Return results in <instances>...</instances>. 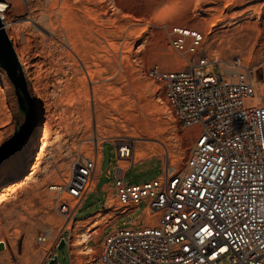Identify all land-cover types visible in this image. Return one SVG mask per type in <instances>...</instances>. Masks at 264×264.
<instances>
[{"label":"rangeland","instance_id":"1","mask_svg":"<svg viewBox=\"0 0 264 264\" xmlns=\"http://www.w3.org/2000/svg\"><path fill=\"white\" fill-rule=\"evenodd\" d=\"M15 1H21L22 7L10 4L13 10L6 12L1 20L4 27L6 23L11 24L4 31L12 45L20 39L16 54L28 83L36 127L28 142L0 166V171L5 168L10 171L0 178V244H5L0 250V264H45L50 253L57 254L58 261L67 264L71 258L69 248L74 264L95 263L100 251L86 248L87 241L102 233L114 219L112 216L119 214L102 213L93 221L72 223L70 230L65 229V236L71 235L70 245L66 243L59 250L61 241L57 243V239L64 231L66 220L55 209L49 186L62 183L69 176L71 163L80 153L93 158L97 139L100 147L104 145L99 186L114 183L118 169L114 143L118 141L131 143L135 147L134 156L145 154L138 161L134 159L135 164L120 163L127 169L132 166L126 175L131 184L155 179L162 174L163 166L184 168L195 134L191 128L181 126L162 84L148 75L149 69L159 65L171 71L187 66L168 39L171 27H187L205 36L200 55L210 61H221L224 67L237 64L249 69L257 94L264 93V0H105L108 14L103 13L100 22L106 26L119 24L126 28L127 35L122 36L113 26L110 36L113 46L99 38L98 49L92 53L94 58L86 59L87 63L79 59L77 68L64 66L65 75H58L56 68L49 65L46 49L49 38L59 45L61 42L48 32L46 36L40 33L41 26L35 21L42 12L41 3ZM164 8L171 11L161 15ZM23 58L30 65L35 64L30 67L31 75H26ZM86 66L99 74L90 78ZM201 70L204 74H214L218 69L211 64ZM121 74L124 79L120 78ZM68 81L75 84L67 85ZM96 85L101 89L103 86V89L114 88L108 92L118 107L117 113L113 112L115 118L97 120L92 94ZM71 87L78 89L74 91ZM83 87L90 91L92 122L90 125L81 122L78 129L69 128L68 123L78 117L76 109L84 99ZM26 122L27 114L20 110L15 85L0 67V146L14 134L17 126L22 127ZM102 201L101 194L92 193L76 218L102 207ZM145 208L142 202L134 212L121 216L107 230L108 234L114 229L135 226ZM42 234L48 237L44 243L38 241ZM76 235L81 238L76 239ZM77 242H81L78 248L73 246Z\"/></svg>","mask_w":264,"mask_h":264},{"label":"built area","instance_id":"2","mask_svg":"<svg viewBox=\"0 0 264 264\" xmlns=\"http://www.w3.org/2000/svg\"><path fill=\"white\" fill-rule=\"evenodd\" d=\"M171 31L175 50L201 49L200 31ZM204 61L187 71L150 74L163 82L179 119L196 127L194 144L185 168L163 166L153 180L130 184L123 169L116 172L118 203L128 208L145 202L157 224L109 233L102 264H264V94L256 100L249 69L226 73L215 61L219 75H207L198 69ZM118 150L119 158L129 157L127 148ZM96 166V158L80 154L69 176L49 186L67 230L76 220L73 208L92 191Z\"/></svg>","mask_w":264,"mask_h":264},{"label":"bare ground","instance_id":"3","mask_svg":"<svg viewBox=\"0 0 264 264\" xmlns=\"http://www.w3.org/2000/svg\"><path fill=\"white\" fill-rule=\"evenodd\" d=\"M37 1L39 3H41V5H42V12L40 13V16H38L37 21H35V22L39 23V25L41 26V29H39L40 33L42 32V34L44 36H46V32H48L51 36L56 37L61 42V45H59L58 41L57 42L54 41V39L49 36L50 38H49L48 48H46V49H48L49 65L52 68H56V72H58V75H59V73L64 74V70H63V67L64 66L65 67H68L70 69H72L74 67L77 68L78 67V63H79L78 62L79 59H82V60H85V61L88 58L89 59L90 58L93 59L94 57L92 56V53L97 48L96 47V43L100 41L99 38H102L103 40H105L109 44V46L112 47L113 44L111 43L112 41L110 40V36L113 33V31H112V27L113 26L115 27V29L117 28V29L120 30L122 36L126 33V28L120 27L119 24H118L119 27L117 25H114V24L107 25L106 26V25H104V23H101L100 22L101 15L103 13L106 14V15L108 14V9L105 8V6H104V4H105L104 1L105 0H101V1H96V0H37ZM10 4L13 5V7H17L19 9L23 5L21 1L16 2L15 0H0V30H2V29L4 30V28L6 30L11 25L9 23H6V26L4 27L3 26V22L1 20V17H3L6 12H11L13 10L11 8L12 6H10ZM107 20H109V19H107ZM173 27H171V29H169V31H168L169 44H170V35H171V32H172L171 30H172ZM189 29H191V28H189ZM125 35H127V34H125ZM203 36H204V34H203ZM204 42H205V36H204ZM204 42H203V44H204ZM97 44L99 45V43H97ZM203 44H202V46H203ZM18 45H21L19 38H18V40H15L14 41V45H13L14 50H15V52L17 54H18V49H19L18 48ZM202 46H201V48H202ZM106 50L108 51V49H106ZM200 50L201 49H198V51H196V52H189L187 50H186V52H181V51H178V50H176V51L179 54V56L183 60H185V62L187 63V66L190 65V64H193V63L202 64L201 61L202 60H205L204 61V64L202 66H199L198 67V69L201 72H202L201 67H204V66H207V65L215 64L216 67H217V64L215 63V61H218V60L210 61L207 56L200 55ZM21 53H22V56L24 57L23 52H21ZM122 59H124V57H122ZM125 59H126V57H125ZM23 60H24V65L27 67L26 68V75L27 76L28 75H31L30 72H29L30 71V67L34 66L35 64H31L30 65V63L26 62L25 58H23ZM45 60H46V58H45ZM109 62H110V60H109ZM86 63H87V61H86ZM219 63L221 64L222 70L225 71L226 73H235L236 71H243L242 68L239 67L237 64H236V66H231L230 64H228L227 66L224 67L222 65L223 63H221V61H219ZM96 65H98V64H96ZM186 67L185 68H182V69H179V70H173V71H180V70L187 71L186 70ZM217 69H218L217 70V73L207 74V75L218 76L219 75V68L217 67ZM153 70H161V71H166V70L161 69L159 67V65H154L151 69H149V72H148V75L151 78H153L154 80L159 81L162 84V86H163V92L165 94L163 82L160 81V79L157 78L156 76H153V75L151 76L150 75ZM77 71H79V70H77ZM87 71H88V74H89V77L90 78L92 76H94L95 74H97V72H98V71L92 70V68H90V67H87ZM98 74H99V72H98ZM123 76L124 75L121 74L120 75V78L121 79H124L125 77H123ZM84 77H86V76H84ZM232 77H234V76H232ZM251 77H252V75H251ZM78 78H80V77H78ZM75 80L81 82L82 79L81 80H78L76 78ZM69 81L67 82V85H71V84L74 85L75 84L74 82L71 83V84H68ZM86 81H87V77H86ZM80 82L79 83L76 82L77 85H80L82 83V82L81 83ZM108 84H107V86H108ZM252 84L254 86L253 79H252ZM103 87L101 89L99 86L96 85V86H94V89L92 88L93 89L92 90V94H93V98H94V105H95V111H96L95 114H96L97 120H99V121L100 120L102 121L103 119H106V118H113L114 117L113 116V112L117 113V111H118L117 105L111 100L112 99L111 96H110L111 95L110 94L111 92L110 93L108 92L110 90H113L114 88L111 87L112 89H110V88L109 89H103ZM254 88H255V86H254ZM69 89H70V87H69ZM72 89L74 90V87ZM76 89H78V88H75L74 91H76ZM83 89H85V88L83 87L81 89V91ZM67 90H68V88H67ZM83 91H82V93H83ZM78 92L79 91H77L76 93H78ZM255 92H256V88H255ZM68 93H70V92L68 91ZM78 94H79V96L81 95L80 93H78ZM262 94H264V93L257 94V92H256V95H257L256 100H258V97L260 98L262 96ZM74 96L76 97L75 94H74ZM75 97H73V98H75ZM165 97L168 100V97H167L166 94H165ZM83 98L84 99L81 100V103L83 101L84 102L82 104L80 103V105L76 109L77 110L76 113H77L78 117H76L73 121H71L70 123H68V125H69L68 127L69 128L78 129V127L80 126V123L81 122H84L85 125H90L91 122H92V113H93L92 112V107H91L92 106L91 105V101L92 100L90 101V91L87 88L85 89V91L83 93ZM169 103H170V101H169ZM170 105L172 106L171 103H170ZM166 108H167L166 110H169L170 111V107H168L166 105ZM172 108H173V106H172ZM173 112L175 114V117L177 118V120L181 124V126H183L185 128H191L193 130V132H194V130L196 129V127L186 126L179 119V117L176 115V112H175V109L174 108H173ZM71 114H72V112H71ZM114 144L116 146V150H118L119 147H124V148H127V152L129 153V157L128 156H124V157H128L127 159H121V158H119V156L117 154V157H118V160H117V167H118L117 172H118L119 169H123L124 175L126 176L127 175V168L124 167V166H121L120 163H132L134 159H136V161H138V160L144 158L145 157V154L139 153V154H136V156H134V154H135V147L131 143H128V142L118 141V142H116ZM95 145L96 146H95V152H94L93 158L92 157H88V156L84 155L83 153H80V154H83L84 156H86L88 158H91V159L96 158V161H97V166H96V170H95V176H96V178H95V180H94V182L92 184V191L95 189L96 184L98 182V179L100 177V174H99L100 172L99 171H100V164H101V161H102V147H100V142H98V139H97V141H95ZM160 151H162V150L160 149ZM118 152H120V150H118ZM124 153L126 154V150H124ZM122 165H124V164H122ZM171 168H173L174 170H180L178 168H175L174 165ZM9 172H10L9 171V168L3 169L2 171H0V178H2L3 176H5ZM126 181H127V179H126ZM50 192H52V191H50ZM113 192H114V188H113ZM114 194H115V192H114ZM88 195H89V193L87 194V196ZM87 196L84 197V199L80 202V204L76 208H73L74 210L77 209L75 211L76 212L75 218H76L79 210L81 209V207L85 203V201L87 199ZM52 197L54 199V206H55V209H56L57 206H56L55 192H53ZM116 201H117V198H116ZM113 202H114V200H113ZM141 203L142 202H140L138 204H131L130 207H128V208L127 207H122L121 204L118 203V201H117L116 204L115 203H112V201H110L108 204H109V206H114V212H116L115 214L127 215V214H130L132 212V210H134V208L136 206L140 205ZM57 212L61 216L64 217V215H63L62 212H60L58 210H57ZM155 212H153L151 210V208L148 209L147 208V205H146L145 212H144V215H143V218H142L141 222H138L135 226L130 227V228L140 227V226L145 225V224H146V226H155L157 224L156 218L154 217ZM101 214L102 213H98V214L92 216L91 218H89L86 221H93L95 218L100 217ZM157 214H158V212H157ZM65 220H66V218H65ZM66 222H67V220H66ZM72 223H75V221L71 222V224ZM66 227L67 226L65 224L64 231H65V228ZM68 227H70V226H68ZM81 230H79V231H81ZM95 233H96V231H95ZM42 235L46 237V240L44 241V242H46L47 241V238H48L47 235H44V234H42ZM93 237H95V236H93ZM75 238L76 239H80L81 236L80 235H76ZM63 240H65V238H64L63 233H62V235H60L58 237L57 243H59L60 241L62 242ZM104 240H103V242H104ZM103 242L101 244V250H100L99 256L96 259L94 258L95 259L94 260L95 263H93L92 261H90L88 264H102V262H101L102 261L101 254H102V245H103ZM80 245H81V242H77L73 246H75L76 248H78ZM50 259H51V253H50V255H48V258H47L45 264H47ZM57 262H58V260H57ZM226 264H227V262H226Z\"/></svg>","mask_w":264,"mask_h":264},{"label":"water","instance_id":"4","mask_svg":"<svg viewBox=\"0 0 264 264\" xmlns=\"http://www.w3.org/2000/svg\"><path fill=\"white\" fill-rule=\"evenodd\" d=\"M0 67L6 70L15 85L20 110L27 114L25 125L22 127L17 126L14 134L0 146V166H2L5 161L14 156L27 143L36 127V114L22 64L8 34L4 30H0ZM65 244L66 241L63 240L58 249H62ZM4 247V243H1L0 250H3ZM57 260L58 256L55 255L48 264H56Z\"/></svg>","mask_w":264,"mask_h":264},{"label":"crops","instance_id":"5","mask_svg":"<svg viewBox=\"0 0 264 264\" xmlns=\"http://www.w3.org/2000/svg\"><path fill=\"white\" fill-rule=\"evenodd\" d=\"M103 162H104V145H102V161H101V164H100V177H99V179H98V182H97V184H96V187H95V189L92 191V192H90L89 193V195L87 196V199H86V201H85V203L83 204V206L86 204V202L88 201V199L90 198V196H91V194L92 193H96L97 195H99V194H101V198H103V201H102V207H99V208H97V209H95L94 211H92L90 214H88V215H86L85 217H82V218H76V220H75V225H77V223L78 222H83V221H86V220H88L89 218H91L92 216H94V215H96V214H98V213H106V214H113V213H116V212H114V206H109V202L110 201H116V196H115V194H114V192H113V185H114V183L113 184H108V183H106V184H104V185H102V186H99V182H100V178H101V176H102V166H103ZM133 164H135V162H132ZM141 163H143V162H141ZM132 164V165H133ZM132 167V166H131ZM131 167H129L128 169H127V172L129 171V169L131 168ZM116 174V173H115ZM116 204V203H115ZM82 206V207H83ZM139 206V205H138ZM138 206H136L135 208H134V210H132V212H134L136 209H137V207ZM82 207H81V209L79 210V212L82 210ZM78 212V213H79ZM131 212V213H132ZM78 215V214H77ZM121 216H124V215H116V216H113L114 217V219L102 230V233H100L99 235H97V236H95V237H93V238H90L88 241H87V247L86 248H88V249H98L99 251L101 250V244H102V242H103V240L105 239V237L108 235V229L109 228H112L113 226H115V223L121 218ZM143 218V217H142ZM142 220V219H141ZM141 220H139L138 222H141ZM114 230H117V229H114ZM114 230H112V231H114ZM111 231V232H112ZM110 232V233H111ZM65 233H66V231H64L63 232V236H64V238H65V240H66V243H70V240H71V235L69 234V236L68 237H66L65 236ZM67 238H68V240H67ZM70 245V244H69ZM72 245V244H71ZM74 249V248H73ZM69 254H71V258H70V260L68 261V263L67 264H74V257H72V251L70 252V248H69ZM55 255H57V254H55ZM55 255H53L52 253H51V259L55 256ZM58 256V255H57ZM50 259V260H51ZM58 259H59V256H58ZM49 260V261H50ZM48 264V263H47ZM56 264H64V263H62V262H60V261H58Z\"/></svg>","mask_w":264,"mask_h":264},{"label":"snow or ice","instance_id":"6","mask_svg":"<svg viewBox=\"0 0 264 264\" xmlns=\"http://www.w3.org/2000/svg\"><path fill=\"white\" fill-rule=\"evenodd\" d=\"M171 11V9H169V8H164V9H162L161 10V15H166L168 12H170Z\"/></svg>","mask_w":264,"mask_h":264}]
</instances>
